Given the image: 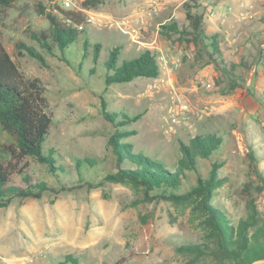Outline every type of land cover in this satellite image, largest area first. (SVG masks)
<instances>
[{"label": "rangeland", "instance_id": "rangeland-1", "mask_svg": "<svg viewBox=\"0 0 264 264\" xmlns=\"http://www.w3.org/2000/svg\"><path fill=\"white\" fill-rule=\"evenodd\" d=\"M73 1L83 10L75 12L85 14V21L78 24L82 26L74 49L78 57L73 53V60L69 59L71 63L82 60L84 67L79 72L58 50L54 55L40 51L48 63L45 68L27 55L20 57L15 48L18 43L36 46L32 34L48 30L47 13L53 6L60 9L57 0H18L1 14L0 32L20 70L26 77L39 78L47 89L52 119L47 148L57 149L70 167L69 155L98 160L95 174L84 172L94 186L62 191L45 166L31 162L34 177L47 181L55 191L45 192L38 200L14 199L0 208V264H64L66 255L80 264H220L213 254L178 250L188 244H208L216 249L207 216L195 202H150L141 187L130 183L97 186L106 173L117 170L107 143L115 128L103 114L102 101L113 115L143 114L127 127L136 132L127 141L135 152L151 156L173 171L183 156L182 143L190 144L199 135L221 137L222 146L212 157L198 158L197 172L185 170L177 193L190 191L198 176L207 179L217 162L222 165L218 176L223 183L214 191L212 203L235 226L247 219L253 208L264 221V190L259 191L256 174V167L264 173V0H197L201 6L196 11L204 16L205 33L219 36L221 57L228 65L237 66L235 75L243 87L234 91L209 62L211 48L195 46L189 36L161 33L163 25L170 22L191 30L185 8L191 0H101L94 9L85 8V0ZM153 1L158 4V14L142 38L144 45L134 44L117 30L99 29L87 22L89 13L120 18ZM59 16L64 21V15ZM85 42L89 45L86 51ZM95 44L102 45V51L94 63ZM205 44L209 46V42ZM116 46L121 47L119 64L144 50L155 52L157 58L164 55L170 66L174 58L179 60L180 68L172 74L174 94L164 88L153 98L147 97L153 82L146 78L107 87L105 63ZM62 54L68 55V50ZM93 67L95 74L90 72ZM159 69L160 76L166 78ZM207 83L212 85L209 90ZM175 93L185 96L188 110H179ZM176 118H180L179 124L174 122ZM6 142L9 136L0 129V143ZM62 178L68 187L77 180L74 170Z\"/></svg>", "mask_w": 264, "mask_h": 264}, {"label": "trees", "instance_id": "trees-1", "mask_svg": "<svg viewBox=\"0 0 264 264\" xmlns=\"http://www.w3.org/2000/svg\"><path fill=\"white\" fill-rule=\"evenodd\" d=\"M17 1L0 0V16ZM100 2L101 0H85L83 5L87 9H94ZM200 6L197 0L185 4L186 19L191 30L180 29L177 22H170L163 25L161 33L167 37L174 34H179L180 37L189 36L190 43L195 46H202L206 50L211 48L213 53L209 54V62L215 64L226 77L230 89L234 91L243 87L239 82L240 79L235 75L237 66L228 65L221 57L219 36L209 37L205 33L204 16L196 11ZM55 7L57 6L51 7L47 13L48 30L34 31L32 34L36 46L18 43L15 48L20 57L27 55L45 68L48 67V63L40 51L54 55L58 50L64 61L79 72L84 67L82 60L80 63H71L69 59L72 61L73 53L77 54V50L74 49L81 32L75 26L69 25L66 20L70 19L75 24H82L85 21V14ZM55 9L60 14L55 12ZM61 13L64 15V21L60 20ZM206 41L209 42V46L205 44ZM88 47V43L85 42L84 50H88ZM67 50L68 55L62 54ZM101 51L102 45L93 46L94 63L100 58ZM82 55L86 59V53ZM120 55V46L114 47L109 53V59L105 63L107 87L130 83L140 78L156 79L160 76L155 52L144 50L136 58L119 64ZM90 72L95 74L96 68L93 67ZM46 92L47 89L39 78L26 77L20 70L4 47L0 32V129L9 136V142L0 143V208L9 206L14 199L38 200L45 192L55 191L47 181L34 177L31 162L45 166L50 175L58 179L62 191L94 186L86 179L84 172L95 174L98 160L88 156L80 158L69 155L73 164L70 167L57 149L47 148L52 119L48 112ZM102 108L106 120L115 128L114 133L108 136L107 143L114 153L117 170L106 173L97 186L104 183H130L136 188L141 187L145 199L150 202L156 199L168 200L176 204L195 202L197 209L207 216L216 249L213 250L208 244H188L178 247L179 251L197 255L213 254L220 264H254L257 261H264V221L257 210L253 208L248 218L240 220L235 226L227 214L212 203L214 191L223 183L218 176L222 166L220 163H213L207 179L198 176L197 184L190 191L184 194L177 193L185 176V170L197 172L198 158L212 157L222 146L221 137L215 134L199 135L191 139L190 144L182 143L183 156L173 171L161 161L135 152L133 144L127 141L136 135L135 131L128 130L127 127L139 121L143 114L113 115L108 111L106 101H102ZM251 159L255 164L258 162L254 152H251ZM256 169L261 185L259 191H262L264 173L260 168L256 167ZM71 170H74L77 180L73 186L68 187L63 182L62 176L69 174ZM63 263L80 264L77 258L70 255L65 256Z\"/></svg>", "mask_w": 264, "mask_h": 264}, {"label": "built area", "instance_id": "built-area-1", "mask_svg": "<svg viewBox=\"0 0 264 264\" xmlns=\"http://www.w3.org/2000/svg\"><path fill=\"white\" fill-rule=\"evenodd\" d=\"M61 9L63 10H70V11H83L81 7H78L73 0H57ZM58 10L55 9V12ZM58 13V12H57ZM60 14V13H58ZM158 14V4L156 1H153L148 4L144 9L140 10L137 13L126 15L120 18H114L107 15H98L94 13L88 14L87 22L90 26L97 27L99 29H108V30H117L123 35L129 37V39L138 45H144L142 38L144 34L149 30L152 22L156 18ZM66 22L69 25H73L79 30L82 29L81 25L75 24L72 20L67 19ZM158 66H160L163 70L164 76H159L156 78L153 83L149 86L146 95L149 98H153L155 93L159 92L162 89H168L173 93L172 87V74L175 71H178L180 68V61L177 59L172 60V65L168 64V61L164 55H161L157 58ZM206 89L209 90L212 88L211 83H207L205 85ZM174 94V93H173ZM177 101L179 103V110L184 112L188 110V104L186 102V98L184 95H176ZM178 114L177 117L182 116ZM176 124H179L180 118H176L174 120Z\"/></svg>", "mask_w": 264, "mask_h": 264}, {"label": "water", "instance_id": "water-1", "mask_svg": "<svg viewBox=\"0 0 264 264\" xmlns=\"http://www.w3.org/2000/svg\"><path fill=\"white\" fill-rule=\"evenodd\" d=\"M254 264H264V261H257Z\"/></svg>", "mask_w": 264, "mask_h": 264}, {"label": "crops", "instance_id": "crops-1", "mask_svg": "<svg viewBox=\"0 0 264 264\" xmlns=\"http://www.w3.org/2000/svg\"><path fill=\"white\" fill-rule=\"evenodd\" d=\"M155 79H152V82L154 81Z\"/></svg>", "mask_w": 264, "mask_h": 264}]
</instances>
